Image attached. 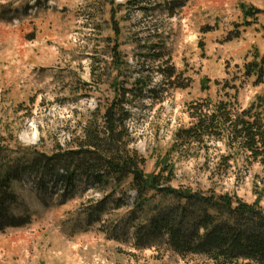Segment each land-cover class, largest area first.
Masks as SVG:
<instances>
[{
	"label": "rangeland",
	"instance_id": "obj_1",
	"mask_svg": "<svg viewBox=\"0 0 264 264\" xmlns=\"http://www.w3.org/2000/svg\"><path fill=\"white\" fill-rule=\"evenodd\" d=\"M263 54L264 0H0V163L14 150L64 147L117 79L129 91L130 146L145 173L166 161L171 187L258 199L264 210L262 166L242 155L227 161L223 141L174 138L195 101L235 95L244 108L263 94L264 82L244 69ZM61 175L30 171L12 182L9 213L27 223L0 231V264H208L173 252L152 228L154 205L170 200L149 192L139 205L128 181L98 186L76 175L71 185Z\"/></svg>",
	"mask_w": 264,
	"mask_h": 264
},
{
	"label": "trees",
	"instance_id": "obj_2",
	"mask_svg": "<svg viewBox=\"0 0 264 264\" xmlns=\"http://www.w3.org/2000/svg\"><path fill=\"white\" fill-rule=\"evenodd\" d=\"M117 52L114 49L112 60ZM244 69L246 75L256 78V83H263L264 54L245 64ZM114 80L113 96L77 121L64 147L56 144L50 153L37 151L36 147L14 150L13 155L3 159L0 231L27 223L9 213V204L16 199L11 184L20 174L63 173V181L71 185L76 175H82L98 186L108 184L109 180L116 186L128 181L139 205L147 201L149 192L170 200V206L162 207L161 200L154 205L160 217L150 218V224L154 230L167 234L171 250L180 256L204 257L208 264H264V210L258 199L247 203L229 193L173 188L168 184L175 176L174 168L166 161L161 162L158 173H145V158L130 146L132 137L126 124L131 112L125 95L129 91H122ZM187 111L190 125L174 133L179 146H206L209 141H223L229 150V155L223 156L227 161L242 155L264 170V93L244 108L237 104L235 95H224L218 100L195 101Z\"/></svg>",
	"mask_w": 264,
	"mask_h": 264
},
{
	"label": "bare ground",
	"instance_id": "obj_3",
	"mask_svg": "<svg viewBox=\"0 0 264 264\" xmlns=\"http://www.w3.org/2000/svg\"><path fill=\"white\" fill-rule=\"evenodd\" d=\"M35 138V135H24V140H27V141H33V139Z\"/></svg>",
	"mask_w": 264,
	"mask_h": 264
}]
</instances>
